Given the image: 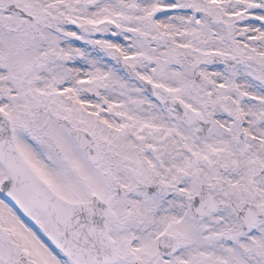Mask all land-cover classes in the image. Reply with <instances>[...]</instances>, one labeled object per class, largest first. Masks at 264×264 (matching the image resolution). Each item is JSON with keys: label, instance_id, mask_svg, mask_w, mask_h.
I'll use <instances>...</instances> for the list:
<instances>
[{"label": "snow or ice", "instance_id": "1", "mask_svg": "<svg viewBox=\"0 0 264 264\" xmlns=\"http://www.w3.org/2000/svg\"><path fill=\"white\" fill-rule=\"evenodd\" d=\"M0 264H264V0H0Z\"/></svg>", "mask_w": 264, "mask_h": 264}]
</instances>
